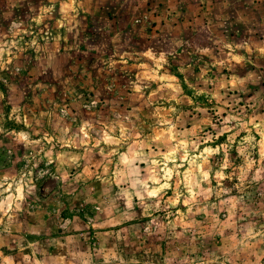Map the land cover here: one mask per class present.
<instances>
[{"label":"rangeland","instance_id":"374dc122","mask_svg":"<svg viewBox=\"0 0 264 264\" xmlns=\"http://www.w3.org/2000/svg\"><path fill=\"white\" fill-rule=\"evenodd\" d=\"M0 264H264V0H0Z\"/></svg>","mask_w":264,"mask_h":264}]
</instances>
